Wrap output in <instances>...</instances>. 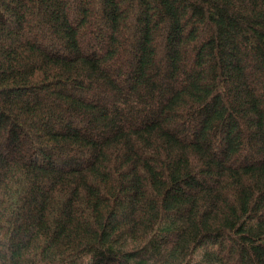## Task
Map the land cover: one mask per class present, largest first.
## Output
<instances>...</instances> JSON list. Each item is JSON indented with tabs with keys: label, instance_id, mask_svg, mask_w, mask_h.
I'll list each match as a JSON object with an SVG mask.
<instances>
[{
	"label": "trees",
	"instance_id": "16d2710c",
	"mask_svg": "<svg viewBox=\"0 0 264 264\" xmlns=\"http://www.w3.org/2000/svg\"><path fill=\"white\" fill-rule=\"evenodd\" d=\"M0 264H264V0H0Z\"/></svg>",
	"mask_w": 264,
	"mask_h": 264
}]
</instances>
